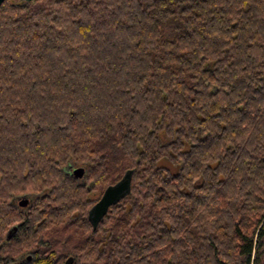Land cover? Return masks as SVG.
I'll return each mask as SVG.
<instances>
[{
    "label": "trees",
    "instance_id": "16d2710c",
    "mask_svg": "<svg viewBox=\"0 0 264 264\" xmlns=\"http://www.w3.org/2000/svg\"><path fill=\"white\" fill-rule=\"evenodd\" d=\"M68 259L264 264V0L3 2L0 264Z\"/></svg>",
    "mask_w": 264,
    "mask_h": 264
},
{
    "label": "water",
    "instance_id": "95a60500",
    "mask_svg": "<svg viewBox=\"0 0 264 264\" xmlns=\"http://www.w3.org/2000/svg\"><path fill=\"white\" fill-rule=\"evenodd\" d=\"M5 0H0V6ZM21 1H34V0H21ZM76 178H81L85 174V169L79 167L73 172ZM132 174L128 172L119 182L109 186L103 193L100 200L93 206L89 212V219L93 224L94 228L98 226L100 222L104 220V217L109 212L112 206L119 204L124 198L131 193ZM29 203L28 199L21 201V206H26ZM72 259L67 261L70 264Z\"/></svg>",
    "mask_w": 264,
    "mask_h": 264
},
{
    "label": "rangeland",
    "instance_id": "374dc122",
    "mask_svg": "<svg viewBox=\"0 0 264 264\" xmlns=\"http://www.w3.org/2000/svg\"><path fill=\"white\" fill-rule=\"evenodd\" d=\"M80 167V165H77V164H72L71 165V167H69V169H68V172H72V170H75V169H77V168H79ZM74 172V171H73ZM83 180V178L81 177V179H80V181H82ZM35 198V196H31V195H28V196H20V197H17L16 199H15V201H16V203H21V201L22 200H24V199H31V201H32V199H34ZM69 260V259H68ZM67 264V263H66ZM70 264H72V262L70 263Z\"/></svg>",
    "mask_w": 264,
    "mask_h": 264
}]
</instances>
